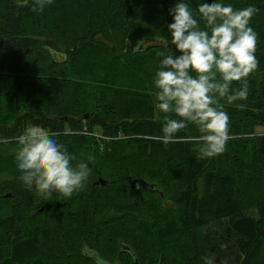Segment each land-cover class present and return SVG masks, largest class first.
<instances>
[{"label":"trees","instance_id":"obj_1","mask_svg":"<svg viewBox=\"0 0 264 264\" xmlns=\"http://www.w3.org/2000/svg\"><path fill=\"white\" fill-rule=\"evenodd\" d=\"M178 2L53 0L32 11V0H0V264H96L85 246L118 264H264V134L254 131L264 126V0H221L258 9L249 26L259 63L246 100L221 99L226 150L204 159L198 144L154 139L165 122L155 107L157 53L179 55L167 28ZM185 2L203 28L196 8L212 0ZM144 40V50L131 48ZM28 125L55 133L74 163L95 157L71 198L45 201L20 180L17 137ZM197 135L192 124L176 134Z\"/></svg>","mask_w":264,"mask_h":264},{"label":"clouds","instance_id":"obj_2","mask_svg":"<svg viewBox=\"0 0 264 264\" xmlns=\"http://www.w3.org/2000/svg\"><path fill=\"white\" fill-rule=\"evenodd\" d=\"M18 7H28L30 0H16ZM53 0H32L31 10H43ZM258 9L252 5L236 9L221 0L197 5L193 9L185 0H179L170 10L172 23L168 24L173 52H158L162 57L154 76L155 107L164 116L162 135L154 139L162 143H175L178 139L199 145L198 157L211 158L226 150L229 139V116L220 102L228 104L248 98L250 74L258 68L256 49L258 34L249 26ZM194 74V75H193ZM240 88L231 89L233 82ZM243 108L244 105H238ZM179 119L172 118V116ZM188 124L198 128L200 135L177 137ZM56 134L40 126L28 125L17 137L19 147L15 154L20 180L28 188H35L43 200L53 199L58 193L65 198L85 186L91 174L86 160L75 161L67 148L58 143ZM88 255L93 253L85 246ZM205 264H214L212 257H204ZM97 264H105L97 260Z\"/></svg>","mask_w":264,"mask_h":264},{"label":"water","instance_id":"obj_3","mask_svg":"<svg viewBox=\"0 0 264 264\" xmlns=\"http://www.w3.org/2000/svg\"><path fill=\"white\" fill-rule=\"evenodd\" d=\"M146 41H147V40H144V41L138 42V43L132 45L131 48H133L134 51L144 50L145 48L142 49L141 47H142V44H143L144 42H146ZM97 182H99L100 184H104V183H105V182H104L102 179H100V178L97 179ZM136 184H137V185H136ZM136 184H135V182H132V183H131V186H132V187H147V188H149V189L156 190V188H155L154 185L149 184V183H146V182H142V183L138 182V183H136ZM8 195H9V194L6 193V194H4L3 196H8ZM119 247H120V248H119L120 251H126V252H128V253L133 257V262H135V256H134L132 250L130 249V247H128L127 245H125V244H123V243H119ZM83 249H84V247H83L82 250H81V251H82V254H83L84 256H87V257H90L91 259H93V260L95 261L96 264H97V260H98V259L104 261L105 264H118V260H117V259L114 260L113 263H109V262L105 261L104 259L99 258L98 255H97V253H96L95 251L90 250V251L93 253V255H88L87 253H85V252L83 251Z\"/></svg>","mask_w":264,"mask_h":264},{"label":"rangeland","instance_id":"obj_4","mask_svg":"<svg viewBox=\"0 0 264 264\" xmlns=\"http://www.w3.org/2000/svg\"><path fill=\"white\" fill-rule=\"evenodd\" d=\"M256 130H257L259 133L264 134V126H256V127L254 128V131H256ZM199 135H200V133H199ZM2 179H5V178L2 177L1 174H0V181H1ZM179 187H180V186L177 185V184H173V185L171 186V192H172V194H171L170 199L166 200V203H167V204H170V202L172 203L174 196H175V195L178 193V191H179ZM118 238H119V239H123V240H125V241H127V242H132V243L135 245V247L139 245V244H138V240L135 239V238L132 237V236L129 237V236L125 235V234H119V235H118ZM110 250H111V249H107V251H106V249H105L104 252H105L106 254H111L112 252H110ZM107 256H108V255H107Z\"/></svg>","mask_w":264,"mask_h":264}]
</instances>
